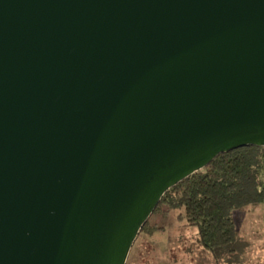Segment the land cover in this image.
Listing matches in <instances>:
<instances>
[{
  "label": "water",
  "instance_id": "obj_1",
  "mask_svg": "<svg viewBox=\"0 0 264 264\" xmlns=\"http://www.w3.org/2000/svg\"><path fill=\"white\" fill-rule=\"evenodd\" d=\"M264 146V0H0V264H125L164 192Z\"/></svg>",
  "mask_w": 264,
  "mask_h": 264
},
{
  "label": "trees",
  "instance_id": "obj_2",
  "mask_svg": "<svg viewBox=\"0 0 264 264\" xmlns=\"http://www.w3.org/2000/svg\"><path fill=\"white\" fill-rule=\"evenodd\" d=\"M247 202L264 203V146L248 144L221 152L169 187L139 232L152 234L156 226L151 215L176 209L180 221L197 225L193 245L218 261L232 250V209Z\"/></svg>",
  "mask_w": 264,
  "mask_h": 264
},
{
  "label": "rangeland",
  "instance_id": "obj_3",
  "mask_svg": "<svg viewBox=\"0 0 264 264\" xmlns=\"http://www.w3.org/2000/svg\"><path fill=\"white\" fill-rule=\"evenodd\" d=\"M231 214L232 250L218 261L193 245L197 225L184 224L172 209L151 215L155 231L138 233L125 264H264V203L247 202Z\"/></svg>",
  "mask_w": 264,
  "mask_h": 264
}]
</instances>
